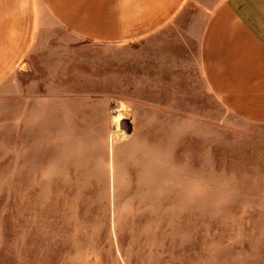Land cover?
I'll return each instance as SVG.
<instances>
[{"label": "rangeland", "instance_id": "1", "mask_svg": "<svg viewBox=\"0 0 264 264\" xmlns=\"http://www.w3.org/2000/svg\"><path fill=\"white\" fill-rule=\"evenodd\" d=\"M95 58L0 88V264H264V128L95 86Z\"/></svg>", "mask_w": 264, "mask_h": 264}, {"label": "crops", "instance_id": "2", "mask_svg": "<svg viewBox=\"0 0 264 264\" xmlns=\"http://www.w3.org/2000/svg\"><path fill=\"white\" fill-rule=\"evenodd\" d=\"M91 51L95 86L147 104L204 93L238 128H264V0H0V88L38 55L80 72Z\"/></svg>", "mask_w": 264, "mask_h": 264}]
</instances>
